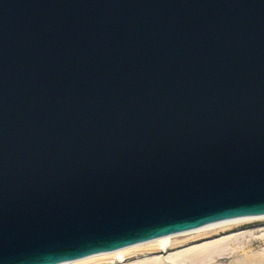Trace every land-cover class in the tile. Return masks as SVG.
<instances>
[{"label": "water", "instance_id": "95a60500", "mask_svg": "<svg viewBox=\"0 0 264 264\" xmlns=\"http://www.w3.org/2000/svg\"><path fill=\"white\" fill-rule=\"evenodd\" d=\"M263 214L264 0H0V264Z\"/></svg>", "mask_w": 264, "mask_h": 264}, {"label": "bare ground", "instance_id": "6f19581e", "mask_svg": "<svg viewBox=\"0 0 264 264\" xmlns=\"http://www.w3.org/2000/svg\"><path fill=\"white\" fill-rule=\"evenodd\" d=\"M256 222H264V214L239 216L211 222L208 225H202L197 230L193 228L192 231L185 233L159 236L148 242L129 245L128 248L115 253H100L99 256H89L88 259L82 261H68V264H217L238 253L230 251V246L242 243L243 240L245 242L252 241L254 234L243 232L220 238L221 233L227 235L228 232H236L246 224ZM247 233L252 236H244ZM232 250H235V247ZM244 250L242 249V251ZM150 255L155 256L145 259ZM262 255L264 257V254ZM262 257H248L242 264H264ZM64 264H67L66 261Z\"/></svg>", "mask_w": 264, "mask_h": 264}, {"label": "rangeland", "instance_id": "374dc122", "mask_svg": "<svg viewBox=\"0 0 264 264\" xmlns=\"http://www.w3.org/2000/svg\"><path fill=\"white\" fill-rule=\"evenodd\" d=\"M245 227V228H244ZM243 228L236 230V232H228V234L223 235L221 233V237L233 236L234 234H239L243 232L254 233L252 237V241L245 240L242 243L234 244L235 246H230V251L238 252L234 257H229L219 261L217 264H242L248 257L259 256L262 257L264 254V222H256L253 224H246ZM227 233V232H226ZM252 234H245L244 236H252ZM256 234V235H255ZM255 241V242H254ZM244 242V243H243ZM235 247V250L232 248ZM242 249H245L242 251ZM239 254V255H238ZM155 255L146 256L145 259L151 258ZM237 256V260L235 261V257ZM264 258V257H262ZM226 260V261H225Z\"/></svg>", "mask_w": 264, "mask_h": 264}]
</instances>
